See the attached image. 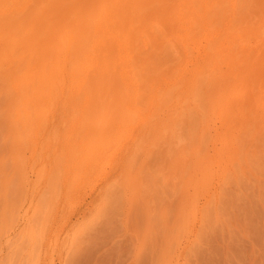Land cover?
<instances>
[{
	"label": "rangeland",
	"instance_id": "obj_1",
	"mask_svg": "<svg viewBox=\"0 0 264 264\" xmlns=\"http://www.w3.org/2000/svg\"><path fill=\"white\" fill-rule=\"evenodd\" d=\"M0 264H264V0H0Z\"/></svg>",
	"mask_w": 264,
	"mask_h": 264
},
{
	"label": "bare ground",
	"instance_id": "obj_2",
	"mask_svg": "<svg viewBox=\"0 0 264 264\" xmlns=\"http://www.w3.org/2000/svg\"><path fill=\"white\" fill-rule=\"evenodd\" d=\"M111 37H112V36H111ZM115 40H116V39H115ZM116 42H118V41H116ZM115 44L117 45L118 43H115ZM119 45H120V44H118V48H119ZM119 49H120V48H119ZM83 50H84V49H83ZM119 53H120V52H119ZM84 55H85V54H84ZM124 67H125V66H124ZM65 68H66V67H65ZM120 68H121V67H120ZM125 69H126V68H124V71H125ZM122 72H123V70H122ZM122 72H120V73H122ZM223 73H224V72H223ZM225 73H226V72H225ZM62 75H64V77H65V72H64V74H62ZM119 75H120V74H119ZM225 75H226V74H225ZM119 78H121V77L119 76ZM64 79H65V78H64ZM87 81H88V80H87ZM124 81H125V80H124ZM124 81L122 80V83H124ZM79 82H80V81H79ZM79 82H78V83H79ZM128 82H129V81H128ZM168 83H169V82H168ZM63 84H64V83H63ZM118 84H120V83H118ZM124 84H125V83H124ZM120 85H121V84H120ZM122 85H123V84H122ZM127 85L129 86L130 84H127ZM127 85L125 84L124 86H127ZM120 87H121V86H120ZM120 87H119V88H120ZM129 87H130V86H129ZM133 88H134V87H132V88L130 87V90H129L128 92H132V91L135 89V88H134V89H133ZM82 89H84V88H82ZM121 89H122V88H121ZM132 89H133V90H132ZM131 90H132V91H131ZM121 92H122V91H121ZM128 92H127V93H128ZM41 93H42V91H41ZM132 93L134 94V93H135V90H134ZM85 94H86V93H85ZM85 94H84V95H85ZM39 95H41V94H39ZM87 95H88V93H87ZM131 95H132V94H131ZM135 95H136V93H135ZM85 96H86V95H85ZM129 96H130V94H129ZM77 97H78V96H77ZM130 97L132 98V96H130ZM78 98H79V97H78ZM85 98H86V97H85ZM85 98H83V99H85ZM126 98H127V97H126ZM126 98H125V100L122 98V100L126 101L127 99H128V100L131 99V98H127V99H126ZM151 98H152V96H151ZM149 99H150V98H149ZM26 100H27L26 98H22V102H23V104H27V103H26ZM40 100H41V101H40ZM151 100H152V99H151ZM220 100H221V99H220ZM28 101H29V100H28ZM28 101H27V102H28ZM38 102H39V103L43 102V96H42V95L40 96V99H39ZM54 102H55V100H54ZM84 102H86V99L84 100ZM84 102H81V103L84 104ZM20 104H21V103H20ZM126 107H127V109H128L129 105L126 106ZM126 107H125V108H126ZM149 108H150V106H149ZM25 110H26V109H25ZM81 110H82V109H81ZM22 111H23V110H22ZM128 111H129V113H130L131 109L128 110ZM135 113H136V112H135ZM78 114H79V113H78ZM128 115H129V114H128ZM37 149H38V148H37ZM90 154H91V153L86 154V156H88V158H89V157H90ZM63 156H64V155H63ZM66 156H67V155H66ZM71 156H72V155H71ZM69 159H70V158H69ZM86 161H88V159H87ZM86 163H87V162H86ZM66 164H67V163H66ZM69 164H70V163H69ZM60 165H61V164H60ZM62 166H63V165H62ZM66 167H67V165H66ZM82 170H83V167H82ZM66 181H67V180H66ZM66 181H65V182H66ZM63 182H64V181H63ZM66 183H67V182H66Z\"/></svg>",
	"mask_w": 264,
	"mask_h": 264
}]
</instances>
